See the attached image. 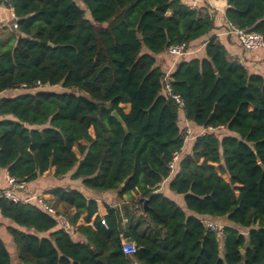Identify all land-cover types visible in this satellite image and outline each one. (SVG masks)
<instances>
[{"label": "trees", "instance_id": "obj_1", "mask_svg": "<svg viewBox=\"0 0 264 264\" xmlns=\"http://www.w3.org/2000/svg\"><path fill=\"white\" fill-rule=\"evenodd\" d=\"M82 2L91 20L76 0H0L18 25L0 37V170L29 184L54 168L55 178L71 174L85 190L55 188L46 200L72 231L35 200L0 198V230L17 263L264 264V70L252 73L232 54L206 0L198 8L184 0ZM224 16L264 37V0H227ZM225 39L246 52L235 36ZM197 40L204 56L181 58L169 76L179 104L165 91L158 56ZM58 86L64 91H47ZM183 118L193 129L190 154ZM209 128L216 130L198 137ZM165 182L192 214L230 224L222 255L207 219L159 192ZM110 191L131 197L134 210L102 216L86 192ZM125 232L135 255L122 251ZM0 264H14L1 234Z\"/></svg>", "mask_w": 264, "mask_h": 264}, {"label": "crops", "instance_id": "obj_2", "mask_svg": "<svg viewBox=\"0 0 264 264\" xmlns=\"http://www.w3.org/2000/svg\"><path fill=\"white\" fill-rule=\"evenodd\" d=\"M204 1L205 0H184V3L192 5L193 8H198L201 7ZM206 1L211 6V8L218 13L217 26L224 31L222 33L223 35L220 36L223 38V42L229 47L232 54H238L241 58H243L245 64L248 66V68L252 73L261 74L264 70V48L254 53H250V52L243 53V51L241 50V48H239V46L237 45L230 46V44L227 43L225 39L228 33L226 32L227 31L226 28L228 27V22L226 21L224 16L225 10L227 9V0H206ZM13 17H14L13 10L9 11L2 7L0 8V37H1V32H3L4 29L10 28V31H12L11 26L13 27V23H15V21L14 22L12 21ZM204 48H205L204 40H197L193 42L189 49L191 52V55L189 56L190 59L195 57H203ZM158 60H159L158 61L159 66L162 67V69L166 71V74H168L169 76L174 71L177 64L180 62V59L176 61L171 56H169L168 53L158 56ZM8 94L11 93L10 92L3 93L1 97L6 96ZM182 122H183L182 124L186 125V120H184V118L182 119ZM188 124L191 125L189 122ZM192 145H193L192 139L188 140L183 150V153L190 154L192 151ZM54 172L55 169L52 168L49 172L40 176L37 180L29 184H26V189H24L23 191H18L19 192L18 195L21 197V199L35 197V196H43L45 200H50L53 198V196L49 194V192L59 187L72 188V189L74 188L79 191L85 192L84 188L82 187L81 180L78 181L71 180V174L67 175L64 178H55ZM8 177L9 175L6 171L0 170V189H6L8 187L7 184ZM224 179H227V176ZM159 192H161L166 197L176 202L184 210L187 216H194L199 219H207L213 222L222 221L218 219H210L208 216H197L186 210L184 206L183 196L171 193L168 190V182H165L161 186ZM86 194L94 198L97 202H99L100 213L102 216L107 215L108 208H112V209L128 208L130 211H132V209L134 210L135 208V206H133V201L131 197L126 195L120 197L118 193L114 191H110L106 193L91 192L90 194L86 192ZM132 196L135 199L139 198V196L136 193H133ZM74 212L75 211L72 210L71 214H73ZM124 223H127V219H124ZM84 224L85 223L83 220H81V222L79 223V225H84ZM91 225H93V223H91ZM0 234L4 238L5 242L7 243V246L11 251V256L13 257L14 264H18L16 261V251L12 245L10 237L2 230H0ZM71 236L75 242H79V243L86 242V238L81 234L73 233ZM125 241L126 240L123 239V242Z\"/></svg>", "mask_w": 264, "mask_h": 264}, {"label": "built area", "instance_id": "obj_3", "mask_svg": "<svg viewBox=\"0 0 264 264\" xmlns=\"http://www.w3.org/2000/svg\"><path fill=\"white\" fill-rule=\"evenodd\" d=\"M229 31L227 34H231L237 38L239 41L241 47L246 52H257L264 48V37L258 33L255 32H246L244 30L238 29L235 26L228 23ZM18 25L17 23H13V29H17ZM168 55L175 58L176 61L183 57H188L191 55L190 50L187 48L186 45H177V46H171L168 49ZM165 83V91L168 93L169 96H171L174 100H176L179 104H182V100L180 96L173 94L172 88L169 81V75L166 74V77L164 79ZM25 87V86H24ZM186 137L185 142L188 140L194 138L193 136V129L188 124V121H186ZM222 129V128H221ZM215 128H209L207 130H203L198 134V137L206 135L209 131H215ZM181 153L175 152L173 154L172 160L169 164L170 168V175H172L175 171L176 163L180 159ZM7 184L8 187L6 189H0V198L5 197L7 199L12 200L13 202H22V203H28L31 200H35L40 206H42L49 214L52 216L57 217L68 231H72V226L69 224L68 219L63 216H56V212L53 208L49 207L46 204V200L43 196H35L30 198L21 199L16 195L17 191H23L26 189V184H18L13 178L10 176L7 178ZM138 208V206H137ZM140 208V207H139ZM206 227L214 233H217L218 236L222 235L223 228L217 225L215 222L206 220L205 222ZM123 237V236H122ZM122 251L125 255L132 256L135 255L138 252L137 246L133 242H123L122 243Z\"/></svg>", "mask_w": 264, "mask_h": 264}, {"label": "rangeland", "instance_id": "obj_4", "mask_svg": "<svg viewBox=\"0 0 264 264\" xmlns=\"http://www.w3.org/2000/svg\"><path fill=\"white\" fill-rule=\"evenodd\" d=\"M77 4L84 10H86L82 0H76ZM86 18L88 20H91V15L90 13L86 10ZM11 30H15L13 29V27L11 26ZM8 31H10V28L8 29ZM47 91H50V92H58V93H61L63 92L64 90L58 86V87H54V88H48ZM15 92V93H14ZM13 93L15 95H18L20 93H23L22 90H17V91H14ZM8 95H11V94H8ZM6 95V96H8ZM123 108H125V112L128 113L129 112V107L128 106H122ZM223 178H226V176H223ZM217 225H219L220 227H222L223 229L227 226H230V224L224 219L222 221H218V222H215ZM241 233L245 234L246 235V230H243V229H240L239 230ZM218 242H219V250H220V255H222V250H223V236L222 235H219L218 236Z\"/></svg>", "mask_w": 264, "mask_h": 264}, {"label": "water", "instance_id": "obj_5", "mask_svg": "<svg viewBox=\"0 0 264 264\" xmlns=\"http://www.w3.org/2000/svg\"><path fill=\"white\" fill-rule=\"evenodd\" d=\"M112 116L119 122V124L122 125L124 130L127 131L126 124L124 123V121L122 120V118L119 116V114L116 111L112 113ZM123 186L124 185H122V187ZM141 202L143 204L144 211L146 212L148 209V201L146 199H142ZM123 239L126 240L127 242H133V239L130 237L128 232H125V234L123 235Z\"/></svg>", "mask_w": 264, "mask_h": 264}]
</instances>
